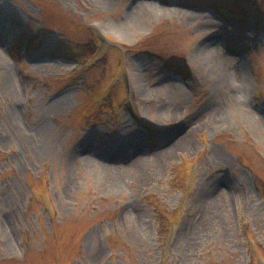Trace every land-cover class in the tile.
Wrapping results in <instances>:
<instances>
[{
	"label": "rangeland",
	"instance_id": "rangeland-1",
	"mask_svg": "<svg viewBox=\"0 0 264 264\" xmlns=\"http://www.w3.org/2000/svg\"><path fill=\"white\" fill-rule=\"evenodd\" d=\"M0 264H264V0H0Z\"/></svg>",
	"mask_w": 264,
	"mask_h": 264
},
{
	"label": "clouds",
	"instance_id": "clouds-1",
	"mask_svg": "<svg viewBox=\"0 0 264 264\" xmlns=\"http://www.w3.org/2000/svg\"><path fill=\"white\" fill-rule=\"evenodd\" d=\"M227 87L232 92L234 100L240 105H248L252 102L251 85L245 73L233 69L227 81Z\"/></svg>",
	"mask_w": 264,
	"mask_h": 264
},
{
	"label": "bare ground",
	"instance_id": "bare-ground-1",
	"mask_svg": "<svg viewBox=\"0 0 264 264\" xmlns=\"http://www.w3.org/2000/svg\"><path fill=\"white\" fill-rule=\"evenodd\" d=\"M133 13H134V12H132V13L130 14L129 18H130V17H133Z\"/></svg>",
	"mask_w": 264,
	"mask_h": 264
}]
</instances>
